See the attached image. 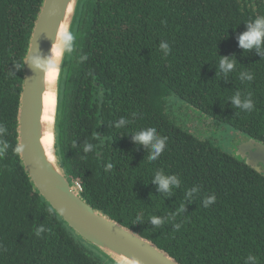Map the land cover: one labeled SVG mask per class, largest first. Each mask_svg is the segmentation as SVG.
Masks as SVG:
<instances>
[{
	"label": "trees",
	"instance_id": "16d2710c",
	"mask_svg": "<svg viewBox=\"0 0 264 264\" xmlns=\"http://www.w3.org/2000/svg\"><path fill=\"white\" fill-rule=\"evenodd\" d=\"M42 1L0 0V264H117L34 190L16 152L24 58ZM257 16L264 0H80L75 10L58 78L59 161L94 208L181 264H245L249 254L264 264V175L165 110L174 94L264 143V43H238ZM224 57L235 61L227 74ZM237 93L251 111L233 104ZM148 128L153 142L166 138L154 161L133 139ZM158 171L178 185L160 191Z\"/></svg>",
	"mask_w": 264,
	"mask_h": 264
},
{
	"label": "water",
	"instance_id": "95a60500",
	"mask_svg": "<svg viewBox=\"0 0 264 264\" xmlns=\"http://www.w3.org/2000/svg\"><path fill=\"white\" fill-rule=\"evenodd\" d=\"M79 1L43 0L35 19L24 58L17 113V143L21 163L34 190L67 226L115 263L124 264L114 255L125 257L134 264H181L151 240L94 208L80 194V184L69 180L56 148L53 149L55 160H52L42 143L46 69L36 67L32 60L36 58L43 65L50 59L51 49L62 27L65 25L70 32ZM57 104L58 82L56 112ZM235 151V157L243 159L264 175L263 142L245 137L236 144Z\"/></svg>",
	"mask_w": 264,
	"mask_h": 264
},
{
	"label": "clouds",
	"instance_id": "9594fccd",
	"mask_svg": "<svg viewBox=\"0 0 264 264\" xmlns=\"http://www.w3.org/2000/svg\"><path fill=\"white\" fill-rule=\"evenodd\" d=\"M73 34L65 29H61L59 33V37L56 40V43L53 45L51 49V57L48 61H46L43 65L41 62L33 58L32 63L36 67H44L46 69L45 72V79L46 80H52L55 79L57 76V65L61 59L62 53L64 52V49L67 48L69 51L71 50V41L73 40ZM238 43L239 46L244 50H250L253 47L257 49V51H260L262 43H264V16H257L254 20H251L247 22V31L243 32L238 37ZM160 48L164 50L165 56L168 55L170 52L169 45L167 43H161ZM83 59V57H81ZM235 66V61L232 59H229L227 57L220 58L219 60V67L220 69L227 74L230 70H232ZM242 79L244 77H241ZM247 80H252L253 77L251 75H248L246 77ZM233 104L242 108L247 109L249 111L252 110L253 105L250 101H245L241 103V100L239 98V93L235 97H233ZM121 124L125 123L123 119L120 121ZM3 129L0 128V131ZM156 129L155 128H148L146 131H140L136 133L133 137V139L136 142H139L145 146L151 147V155L148 157L150 161H154L157 159V157L162 153V151L165 148V141L166 138L160 137L159 139H155ZM8 147L7 143H4V148L6 149ZM87 150V149H86ZM16 152H20V148H16ZM3 154V151H0V155ZM111 167V165H109ZM154 182L159 185V190L162 192L167 193L169 190V184L172 185H178V181L175 176H171L166 178L162 172L158 171L155 174ZM215 197H208L204 200V206L207 207L209 203H211ZM153 223L159 224L160 221L153 218ZM177 227H179L177 225ZM43 231V229H39L36 231L37 236L40 235V232ZM247 261H253L254 264H258V258L256 256H253L249 254L246 257L245 264H247Z\"/></svg>",
	"mask_w": 264,
	"mask_h": 264
},
{
	"label": "rangeland",
	"instance_id": "374dc122",
	"mask_svg": "<svg viewBox=\"0 0 264 264\" xmlns=\"http://www.w3.org/2000/svg\"><path fill=\"white\" fill-rule=\"evenodd\" d=\"M172 96V97H171ZM169 95L166 99L165 110L171 118L182 128L189 130L199 138L208 139L220 148L234 154L236 144L244 135L232 128L225 127L211 117L198 112L196 108L185 104L183 100ZM86 244L90 245L86 241Z\"/></svg>",
	"mask_w": 264,
	"mask_h": 264
},
{
	"label": "bare ground",
	"instance_id": "6f19581e",
	"mask_svg": "<svg viewBox=\"0 0 264 264\" xmlns=\"http://www.w3.org/2000/svg\"><path fill=\"white\" fill-rule=\"evenodd\" d=\"M63 29H67L64 25ZM63 53L61 59L57 65V76L55 79L46 80V89L44 92V109L42 114V123H43V133H42V143L46 149L47 155L52 159L55 160L53 155L55 148V133H54V126H55V116H56V97H57V82L60 72V65L62 62ZM115 258L124 263V264H134L130 262L128 259L122 256H116Z\"/></svg>",
	"mask_w": 264,
	"mask_h": 264
},
{
	"label": "flooded vegetation",
	"instance_id": "af4514ba",
	"mask_svg": "<svg viewBox=\"0 0 264 264\" xmlns=\"http://www.w3.org/2000/svg\"><path fill=\"white\" fill-rule=\"evenodd\" d=\"M245 139V138H244Z\"/></svg>",
	"mask_w": 264,
	"mask_h": 264
}]
</instances>
